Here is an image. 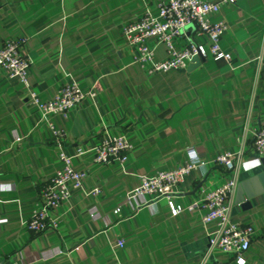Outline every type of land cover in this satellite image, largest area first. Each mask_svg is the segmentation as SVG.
Returning a JSON list of instances; mask_svg holds the SVG:
<instances>
[{"label": "crops", "instance_id": "1", "mask_svg": "<svg viewBox=\"0 0 264 264\" xmlns=\"http://www.w3.org/2000/svg\"><path fill=\"white\" fill-rule=\"evenodd\" d=\"M160 1L0 0V48L6 40L24 39L21 52L29 59V90L0 71V264H201L210 227L201 224L203 210L186 207L198 200L201 188L213 189L231 177L212 161L239 148L243 157L230 221L254 230L245 264H264V183L258 177L264 172L251 146L264 121V0L222 4L211 17L228 24L219 47L231 63L215 62L207 53L191 70L187 65L148 76L133 62L122 29L145 10L156 15ZM187 42L207 51L208 41L194 26L176 48ZM149 44L156 60L165 58L163 45ZM71 81L85 98L48 121L64 132L60 146L86 177L51 214L55 228L33 235L23 221L39 206V190L61 163L48 121L28 103V92L46 102ZM106 137L131 145L124 164L93 162V148ZM192 150L207 172L191 171L176 189V217H170L164 198L146 196L139 207L126 201L139 177L185 164ZM94 188L97 196L90 194ZM245 193L252 197L242 208L237 201L246 203ZM91 208L98 218H89ZM204 264L236 263L212 250Z\"/></svg>", "mask_w": 264, "mask_h": 264}, {"label": "built area", "instance_id": "2", "mask_svg": "<svg viewBox=\"0 0 264 264\" xmlns=\"http://www.w3.org/2000/svg\"><path fill=\"white\" fill-rule=\"evenodd\" d=\"M237 0H162L156 8V15L145 10L136 20L128 23L122 29V36L128 47L134 50L133 62L148 76L186 69L195 56L205 58L207 53L215 62L231 63V56L219 47L222 34L228 29L224 21L212 22L211 17L217 15L222 4H232ZM195 27L198 37H205L208 41L207 51L202 45L187 42L178 49L175 42L180 39L189 27ZM161 44L165 48V58L155 59V48L149 44ZM24 39L6 40L0 48V71L9 78L22 83L28 90L27 69L29 59L21 52ZM91 97L92 93L89 94ZM76 82L71 81L63 85L53 97L46 102H39L33 91L28 92V103L37 107L41 118L48 121L52 115H65L76 108L85 98ZM57 145L60 147L58 161L61 167L54 176L39 190V206L32 211L30 217L23 221V226L33 235L43 233L47 228H55L56 223L51 214L70 198V189H80L85 173L75 171L71 166V157L64 153L61 143L64 141L63 131L56 129L48 121ZM16 142L20 138L15 139ZM253 152L264 158V121L254 132L251 142ZM131 145L122 137H106L93 148V162L98 165H108L113 162L124 164L127 161ZM82 155L77 150L76 156ZM243 149L236 152H225L214 157L212 164L216 168L231 174L213 189H200L196 202L186 207L187 210L201 209L204 211L201 224L210 227L206 233L208 248L202 258L204 264L212 250H218L231 257L236 264H245L254 230L249 225L230 221L231 197L236 186V177L242 164ZM193 170L207 172L206 163L201 161L195 151H190L189 160L168 171H159L151 176L139 177L137 187L129 191L126 201L135 202L137 207L146 205L144 198H164L170 217H176L180 212L174 201L176 189L184 178ZM90 194L97 196L100 190L94 188ZM118 213V209L114 211ZM89 218L96 219V209L88 211ZM123 240L117 239L116 245L122 247ZM61 250L56 251L60 255Z\"/></svg>", "mask_w": 264, "mask_h": 264}, {"label": "water", "instance_id": "3", "mask_svg": "<svg viewBox=\"0 0 264 264\" xmlns=\"http://www.w3.org/2000/svg\"><path fill=\"white\" fill-rule=\"evenodd\" d=\"M204 59L200 56H195L191 59L190 63L188 64V70H191L192 68H195L196 66H198ZM261 163L263 166V172H264V158L261 159ZM259 179L264 183V173L262 175L258 176ZM252 197V195L245 193V199H246V203H244V199H241L239 201H237V203L241 204L242 208L243 207H247L249 205L248 201L250 200V198ZM243 204V205H242Z\"/></svg>", "mask_w": 264, "mask_h": 264}]
</instances>
